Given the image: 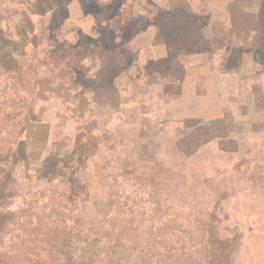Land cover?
<instances>
[{"label":"rangeland","instance_id":"rangeland-1","mask_svg":"<svg viewBox=\"0 0 264 264\" xmlns=\"http://www.w3.org/2000/svg\"><path fill=\"white\" fill-rule=\"evenodd\" d=\"M97 7L0 0V264H264V142L83 133Z\"/></svg>","mask_w":264,"mask_h":264},{"label":"crops","instance_id":"crops-1","mask_svg":"<svg viewBox=\"0 0 264 264\" xmlns=\"http://www.w3.org/2000/svg\"><path fill=\"white\" fill-rule=\"evenodd\" d=\"M97 2L79 22L94 52L79 71L83 133L176 136L178 152L188 139L264 142V37L244 0Z\"/></svg>","mask_w":264,"mask_h":264},{"label":"trees","instance_id":"trees-1","mask_svg":"<svg viewBox=\"0 0 264 264\" xmlns=\"http://www.w3.org/2000/svg\"><path fill=\"white\" fill-rule=\"evenodd\" d=\"M128 256H130V255H128Z\"/></svg>","mask_w":264,"mask_h":264}]
</instances>
